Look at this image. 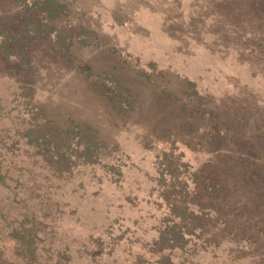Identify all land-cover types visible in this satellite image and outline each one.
<instances>
[{
	"label": "rangeland",
	"instance_id": "374dc122",
	"mask_svg": "<svg viewBox=\"0 0 264 264\" xmlns=\"http://www.w3.org/2000/svg\"><path fill=\"white\" fill-rule=\"evenodd\" d=\"M29 1L0 0V264H264V0Z\"/></svg>",
	"mask_w": 264,
	"mask_h": 264
},
{
	"label": "trees",
	"instance_id": "16d2710c",
	"mask_svg": "<svg viewBox=\"0 0 264 264\" xmlns=\"http://www.w3.org/2000/svg\"><path fill=\"white\" fill-rule=\"evenodd\" d=\"M29 2L31 3L29 8H31L32 10H33V8H36L40 5L42 6L43 3H47L48 5L51 4V10H49V12H48L51 17L59 16L60 13H62L63 8H64V6L62 4H60L57 0H30ZM53 11H55V12H53ZM57 37H59V35H57ZM213 206L216 208L215 205H213ZM177 208H178L177 204L173 203L172 210H173V212H175V214H176ZM184 209H185L184 210L185 214L183 217H185L186 215H189V218H191L192 229L198 228L199 230L203 231L206 228V223L208 222V220L206 218L207 216L204 215L203 213L197 214L194 211L188 212L189 209L187 206Z\"/></svg>",
	"mask_w": 264,
	"mask_h": 264
}]
</instances>
